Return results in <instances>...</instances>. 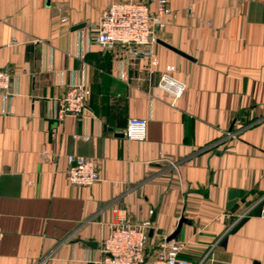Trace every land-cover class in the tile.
<instances>
[{
	"label": "crops",
	"instance_id": "1",
	"mask_svg": "<svg viewBox=\"0 0 264 264\" xmlns=\"http://www.w3.org/2000/svg\"><path fill=\"white\" fill-rule=\"evenodd\" d=\"M109 1L0 0V264H96L111 208L147 221V256L182 217L180 256L264 264V0H166L157 38L190 57L156 42L142 59L93 40ZM69 82L90 114L55 118ZM128 116L146 118L142 139L122 134ZM66 154L98 179L69 185Z\"/></svg>",
	"mask_w": 264,
	"mask_h": 264
},
{
	"label": "built area",
	"instance_id": "2",
	"mask_svg": "<svg viewBox=\"0 0 264 264\" xmlns=\"http://www.w3.org/2000/svg\"><path fill=\"white\" fill-rule=\"evenodd\" d=\"M170 13L166 0H154L150 9L147 0H111L90 24L93 40L104 50L121 46L128 56L150 58L153 56L157 31L163 24V16ZM12 73L7 68L0 69V94L6 97L10 93ZM159 88L172 96L182 90V83L168 73L162 72L158 78ZM88 90L83 82H69L58 97L52 116L61 118L66 114L81 118L90 114L86 109ZM146 118L128 116L122 129L126 138L142 139ZM64 169L65 180L69 185L85 186L98 179L96 161L92 157L78 154H66ZM120 216L108 222L106 234L99 242V256L96 264H204L193 263L179 255L183 242L173 239L161 241L152 256H147L145 243L148 223L144 219L130 218L124 209ZM41 264V263H38Z\"/></svg>",
	"mask_w": 264,
	"mask_h": 264
},
{
	"label": "water",
	"instance_id": "3",
	"mask_svg": "<svg viewBox=\"0 0 264 264\" xmlns=\"http://www.w3.org/2000/svg\"><path fill=\"white\" fill-rule=\"evenodd\" d=\"M82 24H83L82 22L81 23H78V24H74L73 26H71V28L78 27V26H80ZM156 42L159 43V44H162L163 46H165V47H167V48L173 50L174 52H177V53H179V54H181L183 56H186L188 58L190 57L188 54L182 52L181 50L175 48L174 46L168 44L167 42L161 40L160 38H156ZM181 220H182V217L179 218L176 227L174 228V230L170 234H168L166 236L165 239H169V238L173 237L176 234V232L178 231V228H179V225H180ZM147 233L150 235V233H151V229L150 228L148 229ZM87 243L90 244V242H87Z\"/></svg>",
	"mask_w": 264,
	"mask_h": 264
}]
</instances>
